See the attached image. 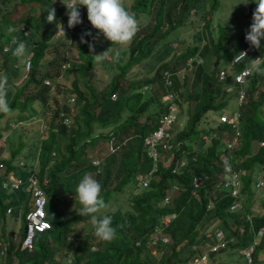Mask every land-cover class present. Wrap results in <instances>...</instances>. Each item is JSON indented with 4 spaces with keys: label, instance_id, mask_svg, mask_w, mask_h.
Returning a JSON list of instances; mask_svg holds the SVG:
<instances>
[{
    "label": "trees",
    "instance_id": "trees-1",
    "mask_svg": "<svg viewBox=\"0 0 264 264\" xmlns=\"http://www.w3.org/2000/svg\"><path fill=\"white\" fill-rule=\"evenodd\" d=\"M18 1L23 4L36 2L37 10L31 8L20 17L24 10L16 12ZM59 1L0 0V71H5L6 75L13 73L8 77V95L11 94V100L8 101L10 110L19 111L18 120L15 121L22 123L23 120L33 117L31 113L26 115L24 111L38 109L40 106L47 107L50 100L65 103L67 97L71 95H77L82 99V104L77 106L74 114L66 111L71 118L69 126L60 122L58 105L50 113L45 136L41 138L38 131L35 132L39 128L35 124L27 128L24 126V130L20 131L27 134V138L33 139L28 147L22 140L17 143L10 140L8 145L3 143V139L0 142V160L6 163V169L0 172V183L10 178L21 181L18 189L9 187L12 190V197L18 201L12 226H10L12 220L7 218L12 216V208H9L12 204L4 203L0 199V215L3 220L0 231V264H167L181 261L186 255L192 256L194 253L206 254L202 264H215L210 255L235 250L239 244L243 247L251 243L254 232L264 226V212L261 205L256 206V203L260 202L264 207V187L254 185L258 174L261 176L264 174V117L260 113V106L264 102V90L256 98L251 97L247 106L241 107L240 144L227 155L228 159L221 160L220 154L224 149L220 137H213L210 143L204 144L201 133L215 130L220 135L224 125L217 128L200 126L207 112L225 106L227 93L222 90V85L231 82V77L219 81L216 76L217 66L205 67L197 63V57L206 55L211 49L216 56L215 62L221 59V55L227 62L243 47L242 37L245 32L238 37L229 51L222 50L220 39L225 36L213 38L211 35L210 39L204 38L203 28L206 23L201 26L197 19L198 17L204 19L206 13L201 10L190 12V9L196 6L195 1L132 0L131 4L124 1L125 8H129L135 14L140 25L139 31L128 45L114 46L106 39L102 42L103 52L109 48L110 54L113 55L115 50H119L120 59L113 63L111 60H105L111 62L112 68L109 69L110 71L115 69V74L101 89L95 91L94 86L89 87L90 94L86 95L85 91L79 88L76 76H73L71 81L72 89L64 86L60 78L66 73L77 71L85 76L83 81L86 84L95 73L93 71L95 44L105 37L92 27L88 18L82 27L77 24L73 28H68L65 23L68 20L66 6ZM82 6H79V10ZM51 7L56 9L57 25L64 24L65 34L57 35L56 23L47 22V9ZM143 14L146 19L142 18ZM185 20L191 24L185 25ZM9 27L15 31L9 33L7 31ZM88 31L92 35L84 36L87 43L82 41L75 43L78 56L69 57L66 43L69 41L72 43L78 34L82 36ZM12 36L25 42L27 54L24 59L19 60L12 55L11 50L15 47L10 42ZM171 40H176L179 46L177 52L171 45ZM263 43L262 39L261 47H254V54L264 50ZM161 45L165 47L162 48ZM4 47L7 49L4 50ZM31 53V66L25 76H22L25 72L24 64ZM170 53L171 57L166 58ZM247 63V59L242 60L236 67H242ZM178 66L183 68L182 73H178ZM140 67L147 68L144 77L137 76ZM16 70L20 71L19 75L15 74ZM189 72H192V76L188 75ZM14 76H22V82L16 83ZM263 78L264 74L255 71L248 80L246 90L250 93L257 90ZM44 79H48L50 83H45ZM144 84L149 86L148 89L142 90ZM169 91L174 93L179 105L182 103L181 98L189 102L186 124L173 137L175 141L181 139L185 141L183 148L188 152V156H184L187 158L185 162L187 166L179 168L182 169L180 173H173L172 169L174 163L183 157L182 151L177 150L179 152L176 151L171 158V164L167 165L164 157L170 155L160 148L161 154L158 153L156 159L152 158L148 155L147 144L143 141V136L156 127L158 119L164 114L168 102L161 101V95ZM112 94L116 95L115 99L111 97ZM4 114L0 112V117ZM142 115L145 118L143 122H139ZM108 126H111L112 130L102 133V128L107 132L105 127ZM57 134L64 138L61 146L55 138ZM98 136L106 140L113 137V145L119 146V149L105 152L101 170L96 172L91 164V157L87 155L86 147L94 145ZM132 138L136 139L135 144L131 142ZM124 140L126 142L122 144ZM260 141L263 144H260ZM196 143L198 147H194ZM55 150H58L59 155L56 159L52 155V151ZM194 154L196 159L192 160ZM19 155L24 157L23 165H18ZM154 162L157 170L151 177L148 187L139 188L142 189L140 192L132 191L130 197L127 192H123L125 197L127 194L126 199L114 203L107 211L102 210L101 215L112 216L113 225L117 227L116 238L109 242L94 238L90 233V229L94 231L91 218L79 215L81 205L75 200L76 179L90 173L102 185L101 195L105 202H108L114 193L121 191L128 182L134 180L136 172H148ZM226 162L229 166L227 170L226 167L216 168L218 163L225 166ZM24 167L34 170L36 181L47 195L46 210L54 211L52 216L46 211L50 228L36 232L31 248L20 245L27 222L25 213L31 207L29 201L31 181L24 176L21 170ZM233 171L241 173L244 181L241 192L245 195L242 200L243 208L230 213L228 205L232 198L225 194L226 191L220 183ZM194 174L205 177L203 185L199 188V199L191 196V181ZM44 178L47 181L44 182ZM173 183H177L179 188L172 191L171 204L161 205L164 195ZM6 189L0 186V192L5 193ZM215 189L219 199L216 201L214 213L220 217V225L226 227L231 224L225 216L230 213L229 217L233 219L231 221L237 225L243 224L244 233L237 234L238 241L234 245L218 252L202 249L201 243L188 251L186 248L188 244L197 243L194 240L198 234L196 225L204 217L207 200L215 195ZM115 199L121 198L116 194ZM129 200L128 206L126 203ZM21 204L22 211L18 209ZM189 209L191 219L187 224L185 222L183 224L180 218H185ZM172 210L180 212L179 217L165 229L170 232L173 240L170 244H162L159 240L158 225L161 216ZM246 214L251 220L246 218ZM86 219L89 221L75 228L77 222ZM82 229L88 230L85 231L87 232L85 236L73 238V235L77 236ZM251 231L253 234H250ZM88 233L96 240L95 248H90L89 242L92 241L86 240ZM137 238L140 239V246L135 244ZM259 242L254 251V264H258L257 256L264 248V232ZM154 248L162 252L161 259L151 254L150 251ZM61 249L67 250V255L58 258L57 254Z\"/></svg>",
    "mask_w": 264,
    "mask_h": 264
},
{
    "label": "clouds",
    "instance_id": "clouds-1",
    "mask_svg": "<svg viewBox=\"0 0 264 264\" xmlns=\"http://www.w3.org/2000/svg\"><path fill=\"white\" fill-rule=\"evenodd\" d=\"M61 2L66 6V9H67L66 15L68 16V20L65 21V23L68 25V28H73L77 24H79L81 26L82 23L84 25L85 19L88 18L92 27L97 29L99 31V33H102L107 40L111 41V45L112 44L121 45V46L128 45L132 42V40L135 38L137 32L139 31V27H140L139 22L136 19L135 14L130 12L128 9L125 8L124 0H61ZM249 2H250V0H248V2H245L244 4H248ZM254 2L257 4V7L254 9V12H253L252 23L250 25V28L244 33V34H246V36H245L246 40L250 43V46H252V53L249 56L242 58L240 61L236 62L234 66H231L229 61L237 53L236 52L235 54H233V56L227 62L223 63L222 66H218L217 71H216L217 80H219V81H225L228 77H231V82L225 83L224 86L222 85V90L227 93L226 94L227 100L229 98L233 97L234 102H235V108H233L232 110L227 111V112L226 111L220 112L217 110L218 115H217V118L215 117V119L218 120L217 124H214V125L209 124V125H201L200 126V128H207V127L217 128L220 125H224V129L222 130L220 135H218L217 131H215V130H212L210 133H207V132L201 133V138L204 140V143L206 140H208L210 143V139L213 137H220V140L222 141V144H223V149L225 151V152L223 151L220 154V157L222 154H226L224 158H221V160L222 159H228L227 155L231 154L232 150L235 149L240 144V136H241V126H240V124H241V122H240L241 121V117H240L241 111H240V109H241V107L244 105L247 106L249 99L251 97L256 98L258 96V94L261 93V91H263V90H258V91L254 90V91H256V93L254 91L250 93L248 90H246L248 80H249L250 76L255 71L258 73L264 74V60H262L259 63H256V59H258L259 57L253 59L258 54L264 55V50L261 53H256V54L253 53L254 47L260 48L261 47V40L264 39V0H254ZM81 5H83V6L79 10V6H81ZM195 10L203 11L201 8H197L195 6V7L190 9V12L193 13ZM47 13H48L47 17H46L47 22L56 23V21H57L56 9L54 7H51L49 9H47ZM205 17H206V15H205ZM197 20L201 26H204L206 23L204 21L205 18L201 19L200 17H198ZM56 25H57V23H56ZM23 28H25V27H23ZM57 29H58L57 35L62 34V33L65 34V30H64L63 25L61 23L59 26L57 25ZM7 31L9 33H12L15 31V29L9 27L7 29ZM91 35H92V33L90 31L83 33L81 36V41L84 43H87V41L84 39V36H91ZM242 40H243V37H242ZM10 42H11V45L15 46L11 50L12 55L14 57H16L17 59H24L26 57V54H27V47H26L25 42L20 41L18 39V37H16V36H12ZM243 46H244V42H243ZM90 47H94V46L90 45ZM6 49H7V47H4V50H6ZM244 53H246V52H244ZM31 55H32V53L27 57V60L24 64L25 72L22 76H25V74L27 73V71L29 70V68L31 66V62H30ZM198 57H197V63L203 64L202 61H199ZM200 57L204 58V56H200ZM119 59H120V51L115 50L114 54L110 56L109 55V48L102 53L95 54V56H94V60L96 62H103L105 60H111L113 62H117V61H119ZM245 59H247L248 63L242 67L252 66V70H251L250 74L247 76L246 81L240 85L234 80V73H235V70H239L242 68V67H236V66L238 63H240L242 60H245ZM28 60H29V64H27ZM252 60H253V62H252ZM221 68H223L227 71V75L223 79H220L218 76L219 69H221ZM178 73H180V72L178 71ZM22 80H23V77L20 79V82H22ZM148 87L149 86L147 84H144L142 86V90L148 89ZM241 88H243L245 90L246 95H245V99L240 102L238 97H239V90ZM8 91H9L8 77L4 74H0V112H3V113H8L10 111V106H9L8 99H7ZM164 94L165 93H162V95H161V101L166 102V100L162 99ZM111 97L115 99L116 95L112 94ZM70 100H72L73 102H71ZM60 103H62V101ZM80 104H82V101L79 103H76L74 96H72V95L68 96L66 102L62 103V105H60V108H59V110H60V114H59L60 122L69 126L71 124V118L69 115L66 114V111H68V112L71 111V114H74L77 106H79ZM174 104H175L176 108L174 110H171L169 108V103H168L164 114L162 115V117H160L158 119V123H157L156 127L154 129H152L150 132H148V134L143 136V141L145 142V137H147V136L153 134L155 131H157V129L161 125V121H160L161 118H163L164 116H167L169 114H173L174 118H173V121L171 122L170 127L162 129L165 136L158 140L156 146L158 149V153L161 154L160 148H162L163 150L166 151L167 154L170 155L169 157H164L167 165L171 164V158L174 156V154L176 153L177 150L182 151L184 153L183 157L174 163L173 169H172L173 173H180L182 171V169H179V168L187 166V163H185L187 158L184 156H188V154H187L188 152H186V150L183 148V146L185 145V141H183L182 139L175 141L173 137L176 134V132H178L179 130H181L185 126L186 121H187V117L185 119L182 118L183 114L180 113V105L177 103V101ZM260 108H261V106H260ZM211 111H214V110H211ZM235 111L238 112V114H239L238 123L235 126H233L231 123H229L225 120H221V118H220L221 115L227 114L228 116H230ZM65 117L68 118V122L64 121ZM16 122H17V125H18V123H20V121H16ZM16 126L15 125L14 126L9 125V128L12 129V128H15ZM101 132L102 133H108L109 131L104 132L103 130H101ZM165 133H167V134H165ZM112 140H113V137H111V140H110L111 143H113ZM125 142H126V140H124V143H122V144H125ZM260 144H263V142L260 141ZM198 146L199 145H197V146L194 145V147H198ZM118 149L113 150L112 152L117 151ZM179 151H177V152H179ZM228 152H230V153H228ZM21 157L24 160L23 155H19L18 159H20ZM191 159L195 160L196 155L195 154L192 155ZM91 160L93 162V159H91ZM97 160L99 161L98 163L95 164V163L91 162V164L93 165V167H95V171L99 172L101 170L102 164L100 163L99 159H97ZM182 160L184 161V164L180 165V161H182ZM225 167H226V170L229 167L227 165V162L225 164ZM153 168H154V164L150 170H152ZM156 170H157V166L155 165V168L152 170V172L149 173V171H148V172L144 173V174H147L146 176L148 178V182L146 185H144L142 183H138V180L136 178V175H138V173H143V172H140V171L136 172L134 175V180H133L135 187H138V189L143 188V187H148L150 184V179L154 175ZM31 171L33 172L34 170H30V172ZM236 172H238V171H236ZM33 174H34V172H33ZM240 174L241 173L238 172V181L236 184H231V185L225 184V182L231 177V175L228 177L226 176L224 179L221 180V183H220V186L223 187V189H225V191H226L225 194H229L232 198L231 202L228 205V211L230 213H233L235 211H239L243 208L242 200L244 199L245 194H242L241 190L243 189L244 181H242ZM194 176H200L202 178V182L197 189H194V186H193V177ZM193 177H192V181H191V184H192L191 196L193 198L199 199V197H200L199 188L203 185L205 177H203L200 174H194ZM260 179L264 180V178H257L256 183L254 185H256L257 187H264V185H262V184H257ZM45 181L46 180L44 178V182ZM178 188L179 187H178L177 183L171 184V186L168 188V192L164 195V197L166 195H168V201L164 202V197H163V199L161 201V205L171 204V202H170L171 201V193L173 190H176ZM216 191L217 190L215 189L214 190L215 195L211 196V198L209 200H207L205 215H204V217H202V219H204L208 214H212L213 217H217L219 219V222L217 225H215V227L213 226L212 230L205 231L203 234V237L208 242V246H207L206 250L211 251V250H209L210 245L216 244L218 242V238L215 235V233L218 230H221L224 233V238H222V239L228 240L227 241L228 246L221 247L218 250L211 251V252H218L220 249L230 247V245H234V243L238 241V239H236L237 234L244 233V232H242V233L240 232V229L242 227L244 228L243 224L237 225L236 222L234 223L233 221H231L233 219H232V217H229L230 213H227L225 216H226L227 220L230 219L229 222L231 224L226 226V227H222L220 225L221 219L218 215H216L214 213L216 201L219 199V196L217 197V195H216ZM101 193H102V185L100 184V182L97 179H95L90 173H85L75 188V200H78L79 204L81 205V208L79 209V215L80 216H89L91 218V224L93 225V228H94L95 237L100 241L109 242V241H112L116 238L117 227L113 225V218L111 215H107V214L100 215V216L97 215V213H100L102 210L107 209L109 207V205L103 199ZM44 194H45V192H44ZM45 196H47V195L45 194ZM220 196H222V194ZM29 201H30L31 207H32L33 197L31 196V190H30ZM46 207H47V205L45 204L44 210H45V214L47 215ZM105 211H107V210H105ZM187 212L188 213L186 214L185 217H187L190 221V219H191L189 217L190 209ZM46 215H45V218H46ZM179 215H180V212H178L176 210H172V211H169V213L161 216V221H160V224L158 225V227H159V236H160L159 240L162 244L163 243H165V244L172 243V240H173L172 236H171L170 232L167 230L165 231V229L167 227H169L171 225L172 221L176 220L179 217ZM248 216L249 215L246 214V218H248ZM202 219L198 223H201ZM180 220L183 222V224H184V222L186 224L189 222V221L188 222L185 221L184 217H181ZM232 224H234V225H232ZM49 225H50V223H49ZM197 225H196V229L198 230ZM49 228H50V226H49ZM49 228H47V229H49ZM202 229L207 230L205 228H202ZM244 230H245V228H244ZM230 238H232V239H230ZM91 239H92L91 243L94 246L93 248H95V246H96L95 241L96 240L94 238H91ZM260 240H261V236L258 238L257 243L254 244V246H253L254 248H253V252H252L251 261H249L247 259V257L245 256V254H243L240 251L245 246L242 247L239 244L235 247V249H237V251L243 257H245L247 264H254V251H255V247L260 244V242H259ZM135 244L140 246V244H141L140 239L137 238V240L135 241ZM197 244L198 243L191 244V245H194L193 249L198 247ZM188 245L186 247L187 249H188ZM191 245H189V246H191ZM164 246H162L163 249H164ZM150 252L152 255L155 256V258L159 256L161 259V257H162L160 255L162 253L161 251L159 252L157 249L154 248ZM200 256L201 255L196 254V253H194L192 256L188 254L184 258H182L181 261H177V262L172 261V262H169L167 264H178L179 262L185 261L186 259H190L193 257H200ZM67 261L68 262L70 261L69 256H67ZM256 261L258 262V264H264V259L259 260L258 256H257Z\"/></svg>",
    "mask_w": 264,
    "mask_h": 264
},
{
    "label": "rangeland",
    "instance_id": "rangeland-1",
    "mask_svg": "<svg viewBox=\"0 0 264 264\" xmlns=\"http://www.w3.org/2000/svg\"><path fill=\"white\" fill-rule=\"evenodd\" d=\"M124 1H127L129 4H131V2H132V0H124ZM193 1H195L194 5H196L197 8H201L206 13V17L204 20L206 22V26L203 28L204 38L210 39L211 35H213V38L214 37L217 38V36H219V35L221 37L225 36L224 38L220 39V42L222 41L220 48L222 50L226 49L227 51H229L232 48L233 44L237 41L238 37L250 28V25L252 23V16H253L254 9L257 7V4L254 2V0H250V2L248 4H244L245 2H248V0H193ZM60 3H62V2H60ZM37 6H38V4L36 2L23 4V3L18 1V5L16 7L17 8L16 12L20 13L21 10H24L22 12V14L20 15V17H23L25 15V12H27L29 9L33 8V9L37 10ZM128 10L130 12H132V10H130L129 8H128ZM144 14L142 15V18L146 19ZM184 23L187 26H189L191 24L187 20H185ZM82 26H83V23L81 24L80 27H82ZM105 39L106 38H102L101 40H98V42L95 44V46H96L95 47V50H96L95 54H99V53L103 52L102 42ZM106 41H109V40L106 39ZM78 42H81V36L79 34L75 37V40L72 43L70 41L66 43V45L68 47L67 52H68L69 57H77L78 56V51L75 47L76 46L75 43H78ZM218 42H219V40H218ZM170 43L176 49V52H177L179 50V46H178L176 40H171ZM113 45L115 46L116 44H113ZM116 46H120V45H116ZM161 47L164 48L165 45H161ZM95 54H94V56H95ZM109 55L111 56L110 50H109ZM203 56H204V58L199 56L198 59H199V61L203 62L204 66L210 65L212 68H215L216 66L218 68V66H222L223 63H225V57L223 55H221L220 60H218L217 62L214 61L216 56L214 55V52L212 51V49L210 50L209 53H207L206 55H203ZM170 57H171V53L166 55V58H170ZM19 60H21V59H19ZM81 61L82 60L80 59V62ZM111 62L113 63V61H111ZM111 62H107V61L96 62L95 61V64L93 66V71L95 73H93V75L90 76V80L87 81L86 84L83 81L85 76L80 75L77 71H71L69 73H66L65 75H63L60 78V81L64 86L68 87L69 89H72L71 88V81L73 79V76H76L79 88L84 90L86 95H88V94H90V92L88 91L89 87L92 88L94 86L95 87L94 90L97 91V90L101 89L104 85L109 83V78L115 74V69L111 70V71L109 69L111 67V65H110ZM9 68L11 69V66H9ZM139 71H137V73H138L137 76L144 77L145 76L144 74L147 71V68L143 69L140 67ZM177 71L182 73L183 68L182 67L180 68V66H178ZM75 73H76V75H75ZM0 74L6 75V72L0 71ZM15 74L19 75L20 71L16 70ZM12 75H13V73L10 72L6 76L11 77ZM188 75L192 76V72H189ZM14 78H15L16 83H19L20 79L22 77L14 76ZM11 90H12V88H11ZM65 90H67V89H65ZM258 90H264V78H263V81L261 82V84L259 85L257 91ZM254 92L256 93V91H254ZM60 96L64 97L63 94H60ZM165 98L166 97L164 95L162 97V99L166 100ZM7 99L11 100V94H9L7 96ZM74 99H75L76 103H79L82 101V99L77 95H74ZM181 100H182V103L180 105V113L183 114L182 118L185 119L187 117L186 112L188 109L189 102L186 101V99L181 98ZM70 101L73 102L72 100H70ZM8 103H9V101H8ZM50 103H52V104H50ZM53 104H56V105H53ZM225 104L226 105L224 106V108L218 109V111H220V112L226 111L227 112V111H230L233 108H235V102H234L233 97L229 98L228 100L226 99ZM58 105H62V103H59L57 100L56 101L50 100L49 105H47V107H43V106L41 107L40 106L38 109H33L30 111H24V113L26 115L31 113L33 115V117L23 120V122L18 123V125H17V122L15 121V119L18 120L17 112H19V111H17L16 109H13V110H10L8 113H5L3 116L0 117V132H2L1 137H0V142L3 139V143H6V145H8V143H10V140H13L14 143H17L20 140H22V141H25L26 147H28V145L33 141V139L29 138V137L27 138V136H26L27 134H22L20 131L24 130V126H25V128H27V127H30L33 124H35V125L39 126V128L37 130H35V132L38 131L41 138H42V136H45L47 134V126H48V119H49L50 113ZM260 113H261V116L264 117V102L261 105ZM217 115H218L217 110L207 112L204 115V117L202 118L201 125L217 124L218 120L215 119V117L217 118ZM144 118H145V116L142 115L139 118V122H143ZM8 125H10V126H14V125L16 126L17 125L15 127L16 130L10 129L8 127ZM96 127H100V126L96 125ZM103 129L104 128H102V130ZM110 130H112L111 126L105 127V131L108 132ZM55 138L58 141V144L61 146V144L64 141V138L59 137L58 134L55 136ZM131 142L133 144H135L136 139L132 138ZM122 143H124V141H122ZM208 143H209V141L206 140L204 144H208ZM195 146H197V143L195 144ZM118 148H119V146H116V147L113 146V143H111L110 140H106V139H103L102 137L98 136L95 144L87 146L86 151H87V155L90 156L91 159L96 160V158H97L100 160V163H103L104 162L103 154L105 152H112L113 150H116ZM253 148H255V145ZM52 155L55 159L59 158L58 150L57 151L55 150V152L52 151ZM225 155L226 154H222L221 158H224ZM91 162H92V160H91ZM216 168H223L224 169L225 166L218 163L216 165ZM21 170H23L24 176H26V177L30 173L29 168L24 167ZM263 176H264V174H263ZM263 176L258 174L256 179L262 178ZM11 179L12 178L8 179V181L10 182L12 180H16V179L11 180ZM45 180H46V178H45ZM79 181H80V178L78 177L76 179V181L74 182V185L77 186ZM0 186H1V183H0ZM6 188L7 189H6L5 193L0 192V199H2L4 201V203L10 202L9 204H12V209H11L12 216L7 217L8 219L12 220L10 222V226H12L13 218L15 217L16 212H17V206L16 205H17L18 201L16 199H14V197H12V195H13L12 190L9 188V186H7ZM137 190H139V192H140L142 189L135 188L133 181L128 182L123 187V189L121 191L114 193L112 195V197L107 200L108 202H106V203L109 205V208H111L114 203L120 202L123 198L126 199L127 194H129V197H130L131 192L137 191ZM123 192H127L126 197H125V194ZM116 194L121 199H115ZM114 199H115V201H114ZM129 202H130V200L126 203L128 206H129ZM256 204H257L256 206H258V207H260V205H261L262 211L264 212L263 205L260 202H258ZM124 205L125 204H123V206ZM72 206L74 207L73 204H72ZM254 207H255V204H254ZM104 210H108V208L104 209ZM74 211H75V209H74ZM53 212L54 211H52V210L47 211V213H49L50 216H52L54 214ZM67 213H68V210L66 209L65 214H67ZM97 214L101 215L102 211L100 213H97ZM228 220L230 221V219H228ZM88 221L89 220L86 219V221L77 222L78 224H77V226H75V228L79 227V225L85 224V222H88ZM185 221L188 222L189 219L187 217H185ZM2 222H3L2 216L0 215V231H2V229H1ZM218 222H219V219L217 217H213L212 214H208L204 219H202L201 223H198V225H197L198 234H196V236L194 237L195 238L194 240L197 243H201L200 247L207 248L208 242L203 237V234L205 231L212 230L213 226L215 227V225H217ZM232 225H234V224H232ZM202 228H205L207 230H203ZM182 229H183V227H182ZM83 230H84V232H83ZM85 231H88V230H85V229L80 230L79 234H77V236L73 235V238L76 237L77 239H79L80 237L85 236V233H87ZM83 233H84V235H82ZM90 233L94 235L93 229H90ZM258 233H259V231H258ZM250 234H253V231H251ZM87 237L88 238H86V240H88V242H89V240H92L89 233L87 234ZM94 238H95V235H94ZM255 239H256V236H254L253 240L255 241ZM79 241H81V240H79ZM89 243H90L89 244L90 248H93L94 246L92 245V243L91 242H89ZM193 247H194V245H191V246L188 245V251H191L193 249ZM66 255H67V250L61 249L58 251L57 257L61 258V257L66 256ZM210 258L213 259L215 264H247L245 257H243L237 251V249L230 250V251H222L220 253L219 252L214 253V254L210 255ZM258 259L259 260L264 259V248L259 251Z\"/></svg>",
    "mask_w": 264,
    "mask_h": 264
},
{
    "label": "built area",
    "instance_id": "built-area-1",
    "mask_svg": "<svg viewBox=\"0 0 264 264\" xmlns=\"http://www.w3.org/2000/svg\"><path fill=\"white\" fill-rule=\"evenodd\" d=\"M63 28H64V24ZM246 34H244L243 36V42H244V46L243 48L238 51L229 61L231 66H234L236 62L240 61L242 58H245L247 56H249L252 53V46H250V43L246 40L245 38ZM246 52V53H244ZM259 57V58H258ZM256 59V63L261 62L262 60H264V55L263 54H258L256 55L253 59ZM188 61H191V59H188ZM253 62V60H252ZM27 64H29V60L27 61ZM252 70V66H245L242 67L239 70H235L234 73V80L238 83V84H242L243 82L246 81L247 76L250 74ZM227 75V71L223 68L219 69V78L223 79L225 76ZM45 83H50V81L48 79H44ZM165 99L166 101L169 103V108L171 110H174L176 108L175 104V95L173 92L169 91L166 92L165 94ZM163 95V96H164ZM245 90L243 88H241L239 90V101L241 102L242 100L245 99ZM238 112H233L232 115L228 116L227 114L221 115V120H225L229 123H231L233 126H235L238 123ZM174 115L173 114H169L167 116H164L163 118L160 119L161 121V125L159 126V128L157 129V131H155L153 134L145 137V143L147 144V153L149 156H151L152 158L156 159L158 156V149H157V142L160 138L164 137V132L162 129L170 127L171 122L173 121ZM65 122H68V118L65 117L64 118ZM167 134V133H165ZM99 161L93 160V163H98ZM24 164V160L21 157L20 161H18V165H23ZM184 161H180V165H183ZM156 162H154V168H155ZM153 168V169H154ZM6 169V163H4L2 160H0V172H3ZM152 169V170H153ZM152 170L149 171L152 172ZM147 174L144 173H138V175H136V178L138 180V183H142L144 185L147 184L148 182V178L146 176ZM27 179L31 181V196L33 197V205L32 207H29V210L25 213L26 214V226H25V232L23 234V237L21 239V247H28L31 248L32 247V241H33V237L36 234V232L39 231H43L47 228H49V222L47 221V219L45 218V204H46V196L43 192L42 187H40V185L38 184V182L36 181V178L34 177L33 172L31 171L30 174L27 176ZM238 181V172L233 171L231 173V177L225 182L226 185H231V184H236ZM202 182V178L200 176H194L193 177V186L194 189H197L200 184ZM21 181L20 180H12V181H8L3 180L1 181V186L4 187H11L13 189H18L19 185H20ZM257 184H262L264 185V180L260 179L258 181ZM168 201V195H166L164 197V202ZM22 204L18 206V209L20 211H22ZM12 208V207H9ZM248 219L251 220L250 216H248ZM259 231V233H258ZM264 231V226H261L260 228H258L255 232H254V236H256L255 241L252 240V242L243 247L240 251L245 254V256L247 257V259L249 261H251L252 259V252H253V246L254 244L257 243L258 238L262 235ZM240 232H244V228L242 227L240 229ZM215 235L218 238V242L216 244H211L209 250L211 251H215L218 250L221 247H226L228 246L227 243V239L223 240L222 238H224V233L221 230H218ZM253 236V238H254ZM232 239V238H230ZM206 259V254L201 255L200 257H193L190 259H186L185 261L179 262L178 264H201L203 262V260Z\"/></svg>",
    "mask_w": 264,
    "mask_h": 264
},
{
    "label": "crops",
    "instance_id": "crops-1",
    "mask_svg": "<svg viewBox=\"0 0 264 264\" xmlns=\"http://www.w3.org/2000/svg\"><path fill=\"white\" fill-rule=\"evenodd\" d=\"M59 49V47L57 48V50ZM17 205H18V203H17Z\"/></svg>",
    "mask_w": 264,
    "mask_h": 264
}]
</instances>
